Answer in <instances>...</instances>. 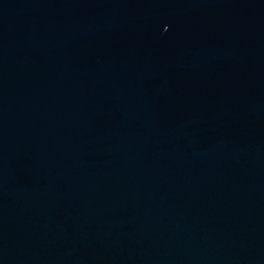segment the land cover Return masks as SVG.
Returning <instances> with one entry per match:
<instances>
[{"label":"water","instance_id":"95a60500","mask_svg":"<svg viewBox=\"0 0 264 264\" xmlns=\"http://www.w3.org/2000/svg\"><path fill=\"white\" fill-rule=\"evenodd\" d=\"M0 264H264V0H0Z\"/></svg>","mask_w":264,"mask_h":264}]
</instances>
